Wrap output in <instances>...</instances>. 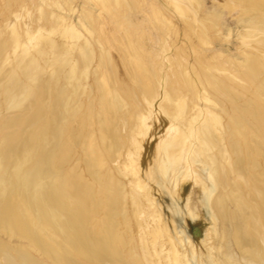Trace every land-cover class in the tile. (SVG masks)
I'll return each mask as SVG.
<instances>
[{"label": "bare ground", "instance_id": "obj_1", "mask_svg": "<svg viewBox=\"0 0 264 264\" xmlns=\"http://www.w3.org/2000/svg\"><path fill=\"white\" fill-rule=\"evenodd\" d=\"M41 1L0 0V231L27 242L0 240V264H206L191 229L205 192L193 157L213 186V251L230 206L239 211L235 249L218 263L264 264V0H217L247 18L241 60L198 56L195 40L218 34L203 0L162 1L180 28L155 2L145 7L143 21L185 37L194 66L143 21L119 32L99 24L95 49L62 23L60 0Z\"/></svg>", "mask_w": 264, "mask_h": 264}, {"label": "rangeland", "instance_id": "obj_2", "mask_svg": "<svg viewBox=\"0 0 264 264\" xmlns=\"http://www.w3.org/2000/svg\"><path fill=\"white\" fill-rule=\"evenodd\" d=\"M162 1L163 0H155V1L154 0H144L143 2L144 8L141 9V8L132 7L133 5L130 4V0H121L122 6L120 10L119 9L116 10L115 8L111 7L109 10L110 11L109 13V11L107 10L105 11V10L99 9V7L95 6L94 3L90 0H60V6L56 7L55 11L59 13L60 16H62L63 24L67 23L69 26H73V28H75L76 31H78L83 37L87 38L90 41V43L93 45V47L97 49L98 44L96 42V39H94L93 36L94 35L97 36L98 30L96 27H98L99 24L104 23L106 24V26L108 27L110 26L111 28H113V30H115L116 32H119L122 28L126 31H131L132 29L139 30L138 22L143 21L145 19V14L142 12V10L144 9L146 10L145 12H148V9L145 7L148 6L149 8L152 2H155L159 6V9H161L164 12L166 17L171 18L172 21H174L177 27L179 28L182 27L183 26L182 20H180L179 18L177 19L175 17L173 18L169 14L168 11H165L164 7H162L164 6ZM218 1L217 0H203V7H202L201 15H204L205 13H210V12L218 15V29H217L218 34L212 36L210 38L211 43L207 45L201 44L199 43V41L197 42L195 40L196 45L199 46L200 48L199 49L200 52H202L198 56L199 57L202 56L205 59L207 57L209 58L214 53H222L224 55L227 54L226 56L231 57L234 60H241L243 58V55L241 54L240 48H239L240 42L238 39V34L240 33V31L243 30L244 21H246L247 18L243 17L242 20H239L238 15L230 13L227 10V8L223 7L222 5H219ZM68 3L70 4L69 6H68ZM34 4L40 6L42 4V1L34 0ZM100 15L101 16L103 15V17H99ZM100 20L102 22H100ZM89 21L90 22L93 21L92 24ZM146 23L147 21H143L142 26L144 25L147 26V27L146 26L144 27L146 28V31L148 33L149 32L151 33L152 37L155 36L154 41H157L158 37L160 38L164 37L168 42L170 41L169 43L175 42L176 45L178 44L177 46L185 47L186 48L185 51H187L186 53L189 54V57L187 58L188 64L190 66L195 65L196 57L194 56V53L192 52V48L186 47V43H185L186 39H184L185 37L174 35L173 28H171L170 30H166L167 27L162 25L159 29L158 28L155 29L153 24H151L153 26L152 27L150 23H147V24ZM153 30L155 33H153ZM40 31L41 30H39V32ZM91 33L93 35L91 36L92 38L90 37ZM154 34H156L157 36ZM144 37H146L144 38L146 47L150 46L151 43L152 45H154V42H152L153 40L152 41L149 40L147 37V34ZM182 45H185V46H182ZM113 56H116V59H117V54L115 52ZM188 98L192 99L191 95H188ZM198 102L200 103V104L198 103V105L202 108L219 110L218 107L215 109L212 104L207 103L203 100H199ZM2 131H3L2 124H0V148L4 146ZM191 161H192V165L194 166L193 167L194 171L196 172L197 177L199 178V182L200 183L202 182L204 184L203 189L205 190V192L200 191L198 193L199 194L198 200L200 202L202 197L206 198V196L209 195V192L212 191L213 186L211 182H209V180L206 178L205 170H207V168H205L204 165L201 164L200 162L201 157L200 158L193 157ZM181 171H182V167H180L178 172L182 173ZM227 177H228L227 182H231L232 178H231L230 173L227 174ZM229 209H230V212L228 213L229 216H227V219L225 221V228L227 232L226 238L225 240L218 241L215 237H213L214 238V245H213L214 251H213V248H210L209 240H208V237L206 236L207 230L212 231L214 228L216 229V225H214L215 223L212 220L209 209L207 208L209 217L204 215L202 211L199 214L197 213L194 214L193 216L191 229L198 236L197 243H200L201 246L204 244L205 246H207V249H208L207 251H203V250H200L201 246L197 247L198 250H200V253H202V257L204 258V262L206 264H219L216 258L218 257V255L221 256L222 254V256L226 258L227 257L226 255L230 256L231 251L235 249L234 247L235 221L231 216L235 212L239 214V211L235 210L232 205L230 206ZM239 222L241 221L239 220ZM179 228L180 226H178V229ZM0 240L4 241L5 243H20V244H25V245L27 244L26 240H22L17 237H10L8 234H6L3 231H0ZM48 263L50 262L48 261Z\"/></svg>", "mask_w": 264, "mask_h": 264}, {"label": "water", "instance_id": "obj_3", "mask_svg": "<svg viewBox=\"0 0 264 264\" xmlns=\"http://www.w3.org/2000/svg\"><path fill=\"white\" fill-rule=\"evenodd\" d=\"M206 198L205 197H202L201 200H200V208H201V211L204 215L208 216L209 213L207 212V206H206Z\"/></svg>", "mask_w": 264, "mask_h": 264}]
</instances>
